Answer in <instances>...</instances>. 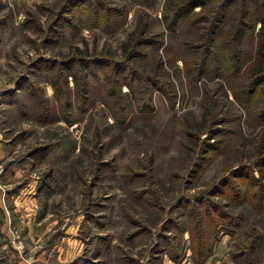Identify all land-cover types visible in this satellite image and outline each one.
<instances>
[{"label": "rangeland", "instance_id": "rangeland-1", "mask_svg": "<svg viewBox=\"0 0 264 264\" xmlns=\"http://www.w3.org/2000/svg\"><path fill=\"white\" fill-rule=\"evenodd\" d=\"M263 17L0 0V264H264Z\"/></svg>", "mask_w": 264, "mask_h": 264}, {"label": "trees", "instance_id": "trees-1", "mask_svg": "<svg viewBox=\"0 0 264 264\" xmlns=\"http://www.w3.org/2000/svg\"><path fill=\"white\" fill-rule=\"evenodd\" d=\"M243 7H244V10L241 13V16L242 15L243 16L240 17L241 22H243L244 19H247L248 7L245 4L243 5ZM229 20H231V19H229ZM260 22H261V27H260L259 32H258L259 33L258 34L259 39H258V45H257L256 59H255V62L253 63V65L250 67L248 73H247V79H248L247 81H249L248 86L250 88H249V90L247 89L248 90L247 97H249V100L245 104L246 107H247L249 101L254 99L255 94H254L253 89L258 85L264 86V17L260 20ZM259 99L261 100L260 102H263L262 108H264V92L263 91L260 93ZM247 109L249 110L248 107H247ZM261 121H262V123H264V113L261 116Z\"/></svg>", "mask_w": 264, "mask_h": 264}]
</instances>
